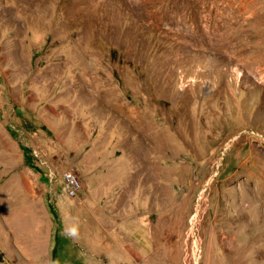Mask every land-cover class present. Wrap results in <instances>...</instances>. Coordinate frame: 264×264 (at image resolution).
<instances>
[{
    "label": "rangeland",
    "instance_id": "374dc122",
    "mask_svg": "<svg viewBox=\"0 0 264 264\" xmlns=\"http://www.w3.org/2000/svg\"><path fill=\"white\" fill-rule=\"evenodd\" d=\"M241 171L264 186V0H0V264H243L232 205L264 264Z\"/></svg>",
    "mask_w": 264,
    "mask_h": 264
},
{
    "label": "bare ground",
    "instance_id": "6f19581e",
    "mask_svg": "<svg viewBox=\"0 0 264 264\" xmlns=\"http://www.w3.org/2000/svg\"><path fill=\"white\" fill-rule=\"evenodd\" d=\"M250 176H251L250 173L244 174L242 171L236 172L232 176L226 178L225 183L228 187L232 186L231 192H233V193L237 192V187L239 186L238 189L239 190L241 189V192H242L241 196L243 198H246V200H247V204H244V208L249 206V204H251V202L248 204V198L251 201L255 200L256 202L259 203V206L264 207V186H262L261 184L254 185L253 180L251 179ZM241 185H243V188L245 190H247V193H249V195L243 193ZM197 206H198V204H197ZM230 210H231V211H229L230 212V217H229L230 219L228 220L229 222L227 223V225H225L222 221V219H224V218H223V214H220L218 212V205L215 207L214 212H212L211 217L208 216V211L205 210L203 220H201L199 223H200V225H202V223L203 224H204V222L206 223L207 219H208L209 220L208 227L213 232L218 227H222V226L224 227V225H225V229H223V231H219L221 233L222 232L225 233V235L220 236L219 242H220V244L225 246V248L227 250V254H226L227 256L226 257L230 261H233V257L236 259V254L238 252H237V246H236L235 242L238 239V235H237L238 230H239V228H241L242 233H243V235H242L243 252L241 251L242 252L241 257L245 260V262L243 264H249V248H250V244H251L250 231L253 227V208H252V206L250 208L248 207L247 211H245V213H243V214H241V213L235 214L234 209H233V205L230 207ZM199 213H200V211L196 210V212L193 216L194 217L198 216ZM232 242H233V245L230 244Z\"/></svg>",
    "mask_w": 264,
    "mask_h": 264
},
{
    "label": "built area",
    "instance_id": "2783aa9c",
    "mask_svg": "<svg viewBox=\"0 0 264 264\" xmlns=\"http://www.w3.org/2000/svg\"><path fill=\"white\" fill-rule=\"evenodd\" d=\"M61 179L69 195H75L82 188L78 176L69 170L62 171Z\"/></svg>",
    "mask_w": 264,
    "mask_h": 264
}]
</instances>
